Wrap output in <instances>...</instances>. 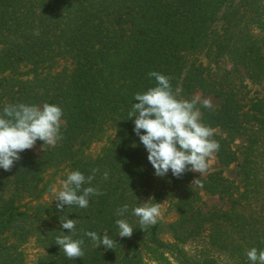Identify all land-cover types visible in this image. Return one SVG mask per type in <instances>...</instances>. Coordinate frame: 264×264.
Masks as SVG:
<instances>
[{
    "label": "trees",
    "instance_id": "16d2710c",
    "mask_svg": "<svg viewBox=\"0 0 264 264\" xmlns=\"http://www.w3.org/2000/svg\"><path fill=\"white\" fill-rule=\"evenodd\" d=\"M152 71L170 77L179 99L199 93L221 103L197 105L220 145L221 170L201 179L203 187L192 185L194 172L157 177L133 132L128 113L136 93L156 86ZM249 81L264 84V0H0V112L15 103L63 111L57 145L23 151L0 177V264H29V243L40 251L31 264H251L247 251L264 250V97L251 99ZM95 143L102 147L91 155ZM232 164L237 182L223 175ZM94 168L82 187L104 194L87 208L43 201L57 175L87 177ZM199 189L227 208L205 210ZM146 203L164 205L171 220L141 230L132 209ZM66 218L77 220L82 259L55 244L69 234ZM117 219L133 228L131 238L117 235ZM88 231L108 234L114 248L94 246Z\"/></svg>",
    "mask_w": 264,
    "mask_h": 264
},
{
    "label": "clouds",
    "instance_id": "9594fccd",
    "mask_svg": "<svg viewBox=\"0 0 264 264\" xmlns=\"http://www.w3.org/2000/svg\"><path fill=\"white\" fill-rule=\"evenodd\" d=\"M39 35V32H34ZM154 77L156 86L143 93H136L129 118H134L133 132L139 137L147 151V160L157 177H164L171 171L172 176L180 178L185 172L203 175L209 169V160L219 150V142L212 139L215 130L201 121L202 113L197 107L201 104L211 108L210 100L179 99V89L175 92L170 84V77L159 72H149ZM62 109L54 104L44 103L42 106L25 103L7 104L0 112V168L11 171L14 164L21 159L20 153L31 150L37 140L43 145L55 147L62 139L60 132ZM143 130V134H141ZM98 168L92 169L87 177L80 171H71L56 192V208L64 210V206H78L81 209L89 206V198L103 195L98 187H82L91 185ZM109 173L103 172L102 179L108 180ZM192 185L203 187L200 179H193ZM125 204L116 210L117 216H123L128 211ZM132 215L139 218L140 229L145 231L154 226L161 216V203L144 204L134 207ZM61 221V220H60ZM76 219H64L61 227L67 229L56 237L55 244L60 247L66 258L74 260L83 258V239H73L76 230ZM118 226L117 235L121 238H131L133 228L124 219L115 221ZM90 237L94 246H103L106 250L113 249L115 241L108 234L103 237L96 232L84 233ZM251 264H264V250L253 247L247 251Z\"/></svg>",
    "mask_w": 264,
    "mask_h": 264
},
{
    "label": "rangeland",
    "instance_id": "374dc122",
    "mask_svg": "<svg viewBox=\"0 0 264 264\" xmlns=\"http://www.w3.org/2000/svg\"><path fill=\"white\" fill-rule=\"evenodd\" d=\"M199 60L203 63L204 66H210L212 63L205 59L204 57H200ZM225 67L228 69L229 68V64H226ZM251 94L250 97L251 99H262L264 97V84H260V83H255V82H247ZM195 97H198L201 101L204 99L210 100L212 107L213 108H217L220 106V101L212 98V97H207V98H202L201 95L199 93H197L195 95ZM111 131V130H110ZM108 131V135L111 134V132ZM243 144V141L240 140L237 142V144L235 145V147H239ZM51 146L44 144L42 141L37 140L35 146L29 150L34 154H40L42 151L50 148ZM102 147V143H95L91 146L90 150L88 151L91 155H95L99 152L100 148ZM221 170V167L219 166V163L215 157V155L213 156V158H211L209 160V169L206 173H204L203 175H199V173H195L197 179H204L207 174L211 173V172H215ZM10 171L6 172L4 171L2 168H0V177H9ZM223 175L228 179V180H232V181H238L239 178L237 177V165L236 164H232L227 168H223ZM63 180L60 178L59 175H57L52 183V189H57L59 190L61 187ZM199 191V195L202 199L201 202V206L206 210L209 208H217L218 210H224L226 207V205L224 204L223 200H220L218 197H214L211 195L206 194L205 192L201 191L200 189ZM54 199H56V192L51 191L49 194H46L43 198L44 202H48V203H52L54 201ZM166 207L163 205L161 206V216L159 218L164 219L165 221L167 220H171L172 216L168 213L166 216ZM164 239H166L167 237L164 236ZM24 253L26 256V260L29 264L33 263L37 256L39 255L40 251L34 246L33 243H29L28 245H26L24 247ZM192 253V252H190ZM167 258V256H165ZM168 260L165 262H156V261H150V260H145L146 264H176L175 262H173V260L171 258H167ZM219 264H229L228 262H221Z\"/></svg>",
    "mask_w": 264,
    "mask_h": 264
}]
</instances>
